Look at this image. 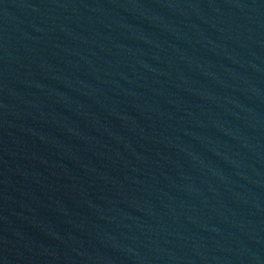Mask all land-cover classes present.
Returning a JSON list of instances; mask_svg holds the SVG:
<instances>
[{
	"label": "water",
	"instance_id": "95a60500",
	"mask_svg": "<svg viewBox=\"0 0 264 264\" xmlns=\"http://www.w3.org/2000/svg\"><path fill=\"white\" fill-rule=\"evenodd\" d=\"M0 219L90 264H264V0H0Z\"/></svg>",
	"mask_w": 264,
	"mask_h": 264
}]
</instances>
